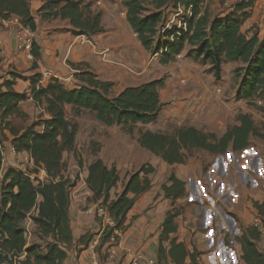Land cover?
Segmentation results:
<instances>
[{"label": "trees", "instance_id": "obj_1", "mask_svg": "<svg viewBox=\"0 0 264 264\" xmlns=\"http://www.w3.org/2000/svg\"><path fill=\"white\" fill-rule=\"evenodd\" d=\"M41 1L42 6L34 15L31 0H0V23L18 17L25 27L35 31L37 18L43 21L68 20L75 36L86 35L90 39L105 30L102 13L94 10L92 3L83 0ZM254 1L241 0L233 13L212 20L206 13L202 14L205 0H127L124 5L128 10V23L144 48L153 54L162 51V64L175 61L187 45L192 47L191 52L196 59L211 65L217 80L222 78L226 61L242 64L235 70L238 83L236 99L251 105L258 100L264 101V39L257 35L248 37L242 32L248 17L246 10L253 6ZM147 3L153 6V10L147 8ZM172 3L193 8L188 32L181 36L175 29L162 30L167 17L165 10ZM32 52L36 65L40 58L36 43ZM40 79L38 75L32 78L31 97L50 116L44 121L41 132L37 131L38 123L22 129L14 127L13 117L28 118L20 107L28 95L14 90V80L5 82L6 91L0 87V247L7 253L26 252L23 264H65L73 245V231L69 213L71 181L65 178L64 154L75 152L78 132V124L67 118L66 107L71 106L75 115L89 112L102 124L121 126L133 134L138 123L150 124L159 118L165 106L160 100L165 80L128 87L115 95L114 84L100 80L91 71L80 74L82 85L74 89L66 88L58 79L51 80L46 86H38ZM237 122L221 137L195 127H181L174 134L142 130L138 142L142 148L172 166L184 164L187 154L193 150L225 155L230 150L241 152L247 149L252 137L264 140V130L256 126L251 116L239 115ZM6 141H10L18 153H27L34 162V172L44 170L47 179L38 181L28 171L14 168L4 171ZM154 172L153 167L143 165L130 176L117 198L111 199L121 175L116 167L109 168L102 160H95L88 167L87 176L92 201L108 205L117 227L125 231L127 215L137 197L151 189L149 175ZM185 187V182L172 174L169 185H163L162 189L166 199L176 201L186 195ZM255 208L264 221V203L256 202ZM180 215L179 210H170L166 215L160 235L158 264H201L196 249L191 252L184 242L172 238L178 232L176 219ZM28 217L36 226L37 233L49 240L45 247L38 244L27 246L22 224ZM259 235L256 227H250L238 239L246 264H264V256L257 245ZM92 237L93 234H86L79 243L88 248Z\"/></svg>", "mask_w": 264, "mask_h": 264}, {"label": "crops", "instance_id": "obj_2", "mask_svg": "<svg viewBox=\"0 0 264 264\" xmlns=\"http://www.w3.org/2000/svg\"><path fill=\"white\" fill-rule=\"evenodd\" d=\"M89 2H92L94 10L99 8L98 11L102 13V25L105 29L103 33L91 38L94 46L78 44L68 20L43 21L37 18V28L34 32L35 43L40 49V58L36 65L34 61L29 60L26 52L19 50V29L17 26L11 23H0V87L6 91L7 88L3 86L5 82L14 80V90L19 94L28 95V99L21 103L20 107L28 115L29 121L33 122L39 115L45 120L50 118L31 97L34 76L42 77L45 73H50L46 79V85L51 80L58 79L66 88L74 89L82 85L80 74L84 71H91L100 80L113 83L115 95L122 93L128 87H137L151 81L164 79L165 84L160 90V100L165 106L159 119L163 118L165 122L177 123L180 126L183 124V126L187 125L197 129L201 125H207L212 128L210 130L212 133L216 132L213 128L221 117L219 114L220 112L224 116L228 114L226 105L230 101L226 95L230 91L229 85L233 78V74L230 75V72L233 67L230 65L228 70L226 63L238 67L243 65L238 62L226 61L223 65L222 78L217 81L211 71V65L196 59L194 54V56L189 55L187 47L181 53V59H176L169 64H162L160 62L161 55L146 50L139 38L135 36V32L127 20L128 10L124 3V6H121L122 0H89ZM239 2L241 0H205L202 5V14L206 13L211 20L218 16L225 17L233 13L235 5ZM31 3L32 12L36 15L42 6V1L31 0ZM172 5L174 4H170L166 10ZM246 12L248 17L242 26V32L248 37L257 35L260 39H264V0H255L253 6ZM72 64L79 67H73ZM183 80L186 81V84L182 83ZM218 89L223 91V95H221L223 98L216 96L215 91ZM236 94L237 88L235 96ZM241 102L242 100H238V104H243ZM67 108L72 109L71 106H67ZM89 125L91 127L83 129V126L80 128L78 124L76 150L64 154L65 166L69 159V167L72 169L81 168L85 178L88 176V167L98 159L102 160L109 168L116 167L119 172L122 168L132 169L135 164L142 167L147 163L156 171L160 164L159 172L163 174V178L167 177L166 172H169L168 178H170L173 168L178 166V164L171 166L161 158L158 159L151 152L142 148L138 140L140 148L138 153H135L138 150L132 145L128 149H122L124 147L118 144L117 139L108 142L107 136H110L108 133L116 134L117 132L116 130L111 131L115 126L108 127L102 124L92 114ZM40 129L42 131L43 127ZM84 131L87 134L86 141ZM100 131H104L107 136L100 138L97 135V133L101 135ZM8 137L12 139L11 135ZM125 137L127 138V136ZM86 145L88 147L89 145L95 146L96 152L93 153L91 149V154H84ZM111 145L113 150L109 149ZM10 146L11 142L6 141L5 157L7 160L4 158L3 169L6 161L11 165L15 163V157L9 152ZM111 152L113 153L112 158L107 161L106 156L108 157ZM239 153L230 150L225 155H217L209 163L206 180L210 184V189L207 194L202 192L200 179L196 177L190 164H188V171L186 168L177 169V173L174 174L185 182L186 189H189V185L191 191H194L191 194L194 200L191 209L195 210V215H190L188 222L192 223L198 220L202 231L195 234L199 246H192L189 232L177 221L179 217L181 218L179 216L176 219L178 232L172 238L184 242L191 252L196 249L199 252L201 264H246L243 259H236L233 245L225 242L228 232L233 235L239 233V229L228 212L239 208L240 201L237 204L234 201L237 197L247 195L248 185L252 191L260 190L258 179L264 178V156L256 149L248 154L244 151L242 155ZM18 158L26 165H31L27 160L30 158L27 153H21ZM183 176L191 177V182L186 183ZM39 178L43 180L47 178L44 170L40 173ZM124 184L122 181L119 182L117 188L112 192L111 199L117 198L123 191ZM167 184L169 185V179H167ZM215 184L221 188L216 191L214 199ZM154 191L157 189H151L137 197L133 208L127 215L126 229L122 231L119 246L123 251H140L147 257L157 260L163 224L167 213L173 206L170 203L171 200L165 198L163 189L159 194ZM74 192L77 193V197L70 198L69 208L73 245L68 251L65 264H89L90 249L84 248V245L79 241L86 234L97 235L100 231V223L97 218L84 211V206L88 205L93 198L90 189L83 182H79L74 188ZM186 193L189 194V191ZM131 197L133 196L131 195ZM185 197L186 195L176 201L184 200ZM209 200L212 205H217L220 216L212 207L207 206L206 203ZM215 216L221 220V226L215 225L213 220ZM164 245L168 246V243ZM122 263L128 264V259H124Z\"/></svg>", "mask_w": 264, "mask_h": 264}, {"label": "rangeland", "instance_id": "obj_3", "mask_svg": "<svg viewBox=\"0 0 264 264\" xmlns=\"http://www.w3.org/2000/svg\"><path fill=\"white\" fill-rule=\"evenodd\" d=\"M83 1L85 3H92V2H89V0H83ZM122 1L123 2L121 3V6H124L123 3L125 0H122ZM146 6L148 9L153 10V6L150 5L149 3H147ZM31 7H32V3H31ZM98 9L96 11H98ZM175 9H176L175 6L172 5L168 10H165L166 16L167 17L170 16L175 11ZM187 51L189 54L194 56L193 55L194 53L192 54V52H191L192 47L190 45H187ZM230 65H232V67H233V70L230 72L231 73L230 75L233 74V78L231 79V82L229 85L230 91L226 95L228 98H230V101H228V104L226 105V112L228 114H226L224 116L223 113L220 112L219 115H221V117L219 118V120H217V123H215V126L213 128L216 132H213V133L216 134L218 137H221L222 135H224V133L226 132V130L229 127H232V126H235L238 124L237 119H238L239 115L251 116V118L255 122L256 126L260 130H264V105L263 106H258L256 104L250 105L247 101L244 102V100H242V102H241L243 104H238V100L236 99V96H235L236 88H238L235 70L238 68V66H236V65L234 66L233 64L226 63V67L228 70L231 67ZM185 87H186V85H185ZM215 94L217 97H222L221 95H223V94H219L217 92V90L215 91ZM66 115H67L68 120L71 123H73V124L78 123L80 125V128H81V126H83V129H87L88 127H91L89 125V124H91V114L89 112H82L80 115H75L73 113L72 109L67 108L66 109ZM77 118H78V120H77ZM36 119L33 122H31V121H29L28 118L27 119H21V118L13 117L11 120H12L14 127L18 128V129L28 127L32 123H38L39 126L37 128V131L40 132L41 131L40 128L43 127V123H44L45 119H43L41 115L37 116ZM181 127H188V126L187 125L183 126V124H182V126H180L177 123L165 122V120H163V118H161V119L158 118L156 121H154L153 123H150V124L136 125V129L134 130L133 134L127 133L121 126H115L112 128L111 131L116 130L117 131L116 134L108 133V134H110V136H107V134H105L104 131H100L101 135H99L98 133H97V135L100 136V138L107 136V139H109L108 142H112V141L117 139L118 144H121L124 147L122 149H125V148L128 149L130 147V145H132L133 147H136V150H138V151H135V153H138L140 151L139 150L140 148L138 146L139 144L137 143V140L139 138V132L140 131L144 130V131H152V132H157V133L159 132V133L174 134L175 131H177ZM211 129L212 128L207 126V125H201V127L198 128V130H201L205 133H212L210 131ZM85 131L83 133L85 134L84 139L86 141L87 140V134ZM7 135H10L9 132ZM125 136H127V138ZM111 147H112V145L110 146L109 149L113 150V149H111ZM94 148H95V146H93V145H89V147H88V145H86V147L84 149L86 152H84V154H86V155L91 154V149H92V152L95 153L96 151ZM254 149L258 150L260 152V154H262L264 156V140L256 138V137H252L250 140V146L247 148V150H254ZM9 152H10V149H9ZM246 152L244 151V153H246ZM242 154H243V151L239 153V155H242ZM112 155H113V153L111 152L108 155V157L106 156L107 161L112 158ZM216 156L217 155H213V154H211L207 151H204V150H200V149L199 150H193L192 152L187 154V159H186V162L184 164H178L177 167L173 168L172 174L177 173L176 172L177 169L182 170V169L186 168V170L188 171V169H189L188 164H190L192 166V168L194 169L196 177H198L200 179V183H201L200 188H201L202 192L207 194V193H209V189H210V184L206 180V175L208 172L207 168H208L209 163ZM14 157H13L15 159L14 164L11 165V164H8L7 161L5 162L4 171H6L12 167H15L16 169H19V170L28 171L29 175L31 174V177L33 179H37L38 181H45L47 179V178H45V180H43V179L39 178L40 173L43 172V170L40 169L38 172H34L35 171L34 164L33 165L31 164L28 166L25 164L24 161H22V160L20 161V158H18V156H14ZM156 157L159 159L158 156H156ZM5 159H6V157H5ZM67 161H68V163L65 166L64 173L68 177L72 173L73 169L69 167V159ZM139 162H141V161H139ZM140 168L141 167L137 166L136 164L134 165V167L132 169H123L122 168L121 172H119V173H121V181L123 183L128 182L130 176L132 174H134L135 172H137ZM160 168H161V166H160V164H158L157 170L155 171V173H152L151 175H149V179L151 180V185H152L151 189H157V191H154V192L155 193L157 192L158 194L162 190L163 185L167 183V179H169L168 178L169 172H166L165 175H167V177L163 178V174L159 172ZM75 171L76 172H75L74 177L77 176L79 178V172L76 169H75ZM81 171L83 172L82 169H81ZM187 176H189V175H187ZM183 177H185V180L187 181L186 183L191 182V177L190 178L189 177L187 178L186 176H183ZM258 180L260 181V186H259L260 190L252 191V189L250 188V185H248L247 189L249 190V192L247 191V195L246 196L243 195L242 197H237L234 201L236 204H237V202L240 201L238 203L239 208L236 210L235 209L232 210V212H228V210L225 209V211H227L228 214L234 220L235 226L239 229L238 234L233 235L232 233L228 232V235L225 238V242L227 244H230L232 240H234V242H236V244L233 247L234 253L237 256L236 259H243V249H242V245L239 242H237L238 239L243 235L245 230H247L250 227H253L254 221L258 217H260L258 212H257L258 210L255 208V203L256 202H259L261 204L264 203V178H259ZM188 188L189 189H186V192L189 191V194L186 193V197L184 198V200L171 201L170 202L171 205L173 206L171 210L181 211V215H180L181 218L179 217L177 221L186 231L189 232V237L191 239L192 246L198 247L199 242H197L198 238L196 237L195 234L198 233L200 230L202 231V229L200 228L198 220H196L195 222H192V223L188 222L189 216L195 215V210L191 209L192 204H194V200L191 197V194H193L194 191H191V187L189 185H188ZM219 188H221V187L215 184V191H214L215 193L213 195L214 199L216 198V191ZM155 200H157V198H155ZM206 204H207V206L212 207L214 209V211L217 213V215L220 216L218 211H217V205H212L211 200H209ZM84 211H85V209H84ZM218 216H215L213 218V220H214V223L216 226L217 225L221 226V220L218 218ZM184 229H183V231H184ZM214 230H216V228H214ZM33 231H34V233L32 235L30 242H29L30 245L38 244V245H41L42 247H45L49 240H46L42 236H40V234L37 233L36 230L33 229ZM180 238L185 239L181 236H180ZM259 239H260V235H259ZM165 244L167 245V243H165ZM105 254H106V248L104 249V253L101 255V259H102L101 262L103 264L107 259V256Z\"/></svg>", "mask_w": 264, "mask_h": 264}, {"label": "built area", "instance_id": "obj_4", "mask_svg": "<svg viewBox=\"0 0 264 264\" xmlns=\"http://www.w3.org/2000/svg\"><path fill=\"white\" fill-rule=\"evenodd\" d=\"M100 5V3H99ZM175 11L166 18L164 21V26L162 28L163 32L169 30H176V34L181 36L188 32V23L189 20L193 17V8L192 6L186 8L183 4L177 3L174 5ZM2 23H11L17 26L18 30V42H19V50L27 53V57L31 61H36L35 56L33 55L32 49L35 44V32L30 28L25 27L21 20L18 17H12L9 20H2ZM135 36L138 35L135 33ZM75 41L80 45H92V39L87 37L86 35H77L75 37ZM1 48V43H0ZM156 55L162 56V51L155 53ZM181 54L176 56V59H181ZM50 76V73H45L39 83L38 86H46V79ZM183 84H186V81H182ZM219 94H222L220 89L217 90ZM258 106H263L264 103L262 100H258L255 102ZM10 152L14 156H19L21 153H18L12 145L9 147ZM247 151L246 153H250L252 150H243ZM242 152V151H241ZM6 153H4L5 158ZM30 164H34L31 158L27 159ZM15 169V168H14ZM75 169L79 172V178L75 176ZM73 169V174H70L68 177L65 174V178H69L71 181L70 188V198H76L77 193L74 192V188L79 182H83L86 187L87 185V177H84L81 168ZM19 170V169H17ZM27 172L26 170H21ZM81 172V173H80ZM85 212L88 215H92L100 223V231L97 235L93 236L88 248L90 249V259L89 264H103L101 262V255L104 253V249L106 248V256L107 259L104 264H123L124 259H128V264H158V261L154 258L147 257L144 253L140 251H123L120 249V237L122 236V230L117 227L116 220L111 216L110 211L108 209V205H104L101 202L91 201L88 205L84 206ZM253 227H256L260 234V239L258 241V250L264 256V221L261 217H258L254 221ZM22 228L24 229L25 238L27 241V246L30 245V240L34 233L33 229L36 230V226L34 225L32 219L28 217L22 224ZM231 246L235 245L234 240L231 241ZM232 247V248H233ZM26 258V252L21 254L16 253H7L4 251L2 247H0V264H23V261Z\"/></svg>", "mask_w": 264, "mask_h": 264}]
</instances>
